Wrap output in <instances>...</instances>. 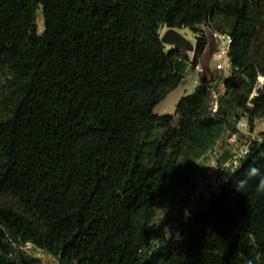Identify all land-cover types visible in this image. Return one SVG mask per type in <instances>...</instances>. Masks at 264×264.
Returning a JSON list of instances; mask_svg holds the SVG:
<instances>
[{"label": "trees", "instance_id": "trees-1", "mask_svg": "<svg viewBox=\"0 0 264 264\" xmlns=\"http://www.w3.org/2000/svg\"><path fill=\"white\" fill-rule=\"evenodd\" d=\"M203 25L234 37L218 110L204 81L157 114L209 46ZM165 27L197 34L192 57ZM259 73L264 0H0V264H42L28 246L60 264H264L259 177L236 190L264 174V131L173 230L154 222L188 149L207 159L243 110L264 118V92L247 107Z\"/></svg>", "mask_w": 264, "mask_h": 264}, {"label": "rangeland", "instance_id": "rangeland-1", "mask_svg": "<svg viewBox=\"0 0 264 264\" xmlns=\"http://www.w3.org/2000/svg\"><path fill=\"white\" fill-rule=\"evenodd\" d=\"M37 26L38 32L42 33L44 31L42 8H39L37 11ZM200 28L204 31L208 30V26L205 25ZM175 29L186 39L190 50L196 48L197 38L191 28L175 27ZM166 30L167 28L162 30V36ZM165 44L170 45L166 42ZM214 50L215 43L213 39H210L209 46L198 61L204 66V71H197L194 63H189L186 74L180 84L156 106L155 112L157 114H174L180 98L192 93L201 82L206 81L212 85L218 84L217 78L219 73L215 69L217 60L213 57ZM190 54L192 55V53ZM262 131H264V118L256 121L254 129L257 135ZM219 138L220 135L215 139L213 145L218 142ZM205 162V151L199 146L188 149L185 156L180 160L178 174L174 179L172 187L167 191L162 204L155 209L154 222L159 224L163 230H173L184 216H188L198 206L197 201L191 200L187 195L193 190L198 180L204 176ZM25 250L33 256L40 257L42 264H60L55 256L43 249L28 246Z\"/></svg>", "mask_w": 264, "mask_h": 264}, {"label": "built area", "instance_id": "built-area-1", "mask_svg": "<svg viewBox=\"0 0 264 264\" xmlns=\"http://www.w3.org/2000/svg\"><path fill=\"white\" fill-rule=\"evenodd\" d=\"M204 32L215 43L213 57L217 60L215 69L219 73L217 78L219 91L213 93L211 110L216 112L219 106V96L221 93H224V82L233 68L230 51L234 37L230 32L219 29L213 30L208 28ZM202 33V31H199L198 35L201 36ZM195 35L197 38V34ZM194 67L199 72L204 71V66L201 62L195 63ZM262 92H264V74L259 73L247 101V107H253L254 98ZM259 139V135L255 134L254 129L249 123L248 112L243 110L235 124V130H230L225 126L218 142L207 150L204 176L198 180L193 190L187 196L193 201H198L201 196L210 195L213 191H218L221 184L220 181L224 178L225 172L239 167L241 160L249 154L255 140Z\"/></svg>", "mask_w": 264, "mask_h": 264}, {"label": "water", "instance_id": "water-1", "mask_svg": "<svg viewBox=\"0 0 264 264\" xmlns=\"http://www.w3.org/2000/svg\"><path fill=\"white\" fill-rule=\"evenodd\" d=\"M162 40L165 43L172 45L173 47L184 49L187 51H194L195 48L190 50L189 44L186 39L175 29V27H169L162 36Z\"/></svg>", "mask_w": 264, "mask_h": 264}, {"label": "clouds", "instance_id": "clouds-1", "mask_svg": "<svg viewBox=\"0 0 264 264\" xmlns=\"http://www.w3.org/2000/svg\"><path fill=\"white\" fill-rule=\"evenodd\" d=\"M255 177H259L256 188L257 192L264 193V174H262L260 169H258L255 166H251L246 173V177L240 179L237 182L236 190L243 188L249 178H255Z\"/></svg>", "mask_w": 264, "mask_h": 264}, {"label": "crops", "instance_id": "crops-1", "mask_svg": "<svg viewBox=\"0 0 264 264\" xmlns=\"http://www.w3.org/2000/svg\"><path fill=\"white\" fill-rule=\"evenodd\" d=\"M165 28H167V29H168L169 27H165ZM194 51H195V50H194ZM194 51H188V52H189V54H190V53H192V55L190 54V55H191V57L193 56V54H194Z\"/></svg>", "mask_w": 264, "mask_h": 264}]
</instances>
